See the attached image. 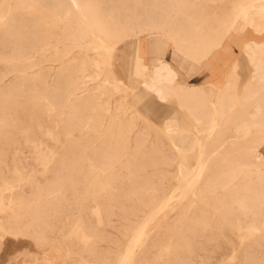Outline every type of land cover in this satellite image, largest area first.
Instances as JSON below:
<instances>
[{
    "label": "rangeland",
    "instance_id": "374dc122",
    "mask_svg": "<svg viewBox=\"0 0 264 264\" xmlns=\"http://www.w3.org/2000/svg\"><path fill=\"white\" fill-rule=\"evenodd\" d=\"M49 1L0 0V10L8 9L0 17V95L5 82L15 76L22 78L0 112V264H52L50 260L53 264H99V254L105 256L106 264H115L134 229L144 224L148 207H153L155 199L167 198L163 208L144 224L143 249L135 248L136 259L147 251V259L140 264H157L158 249L164 250L168 242L167 255L162 258L166 261L176 249L174 264H264V205L257 203L264 199V173L249 171L236 176L228 186L216 190L217 196L226 195L220 202H212L209 196L201 198L198 192H186L185 185L171 178L174 161L183 157L192 170L196 160L206 162L214 154H205L203 145H193L186 154H180L170 143L163 131L164 120L172 117L178 119L181 128L192 129L175 99L163 102L150 93L142 102L134 98L140 81L148 80L143 66L151 69L157 63L146 53L149 39L163 37L178 50L175 40L179 36L170 37L167 30L157 33L140 29L138 13L152 9L165 12L178 26L185 21L176 15L174 3L184 8L188 23L202 27L206 45L211 44L202 56L195 55V59L209 57L205 62L208 78L205 69L189 76L187 64L179 66L171 61L170 50L163 58L178 70L177 80L196 84L194 93L202 89L200 96L204 91L220 96L228 82L230 96L226 101L235 105L232 90L240 93L251 67L241 61L237 71L229 75V63L243 57L246 42L255 49L253 61L263 54L264 0H79L77 9L71 6L69 14L62 10L70 6L68 0L56 6ZM78 9L93 21L92 32L83 36L75 33ZM104 37L108 41L100 39ZM42 69L51 73L59 70V77L68 80L88 75L84 86L96 87L95 102L100 104L108 98L107 110L92 109L94 120L106 123L79 131L67 127L68 108L59 111L55 104L45 101L46 90H36L41 83L35 72ZM3 71H8L5 78H1ZM129 117V138L122 140L114 123ZM194 134L202 138V134ZM225 134L234 137L225 143L230 154L217 150L223 155L220 167L237 166L236 156L241 151H264V141L253 140L252 126ZM114 151L119 155L115 157ZM73 152L82 156L70 155ZM106 160L118 161L109 164ZM149 160L155 161L160 171L152 165L137 170V162ZM147 175L149 183H141ZM53 183L67 204V220L62 224L53 219L47 226L32 218L47 215ZM141 203L146 205L145 211L131 216L130 208ZM189 205L188 212L180 217V211ZM248 226H252V235ZM170 228L174 233L171 238ZM54 235L58 239L49 240ZM176 241L185 244L177 248Z\"/></svg>",
    "mask_w": 264,
    "mask_h": 264
},
{
    "label": "bare ground",
    "instance_id": "6f19581e",
    "mask_svg": "<svg viewBox=\"0 0 264 264\" xmlns=\"http://www.w3.org/2000/svg\"><path fill=\"white\" fill-rule=\"evenodd\" d=\"M60 2L61 0H50L48 3L51 6H56L60 4ZM68 2L70 6L67 4L62 9L64 14H69L71 6L72 8L77 9L79 5V0H68ZM172 5L175 7L176 15L180 14L183 16L185 23H179V25L176 26L171 16L166 18L167 15L165 12H156L155 9H152L150 13H147L145 10L138 13L140 20L138 22V27L145 31H154L157 33L167 30L170 34V37H174L175 34H179L178 39L175 40V46L180 52H182L184 55L191 56L192 58H197L198 55L202 56L201 52H204L206 48L211 46V44L206 45L208 41H206V39L204 40L203 36L205 33L202 31V27L196 25L193 22L188 23L185 19L187 14L185 13L184 8L181 6H176L174 3H172ZM7 11L8 9L5 7L1 9L0 17H3ZM15 13L16 12L12 10L11 15L14 16ZM75 18L77 20V26L75 29L76 34L83 36L87 32H92L93 21L90 18L83 16V14L79 12V9L77 10ZM192 19L195 20L196 17H192ZM97 29L99 32H102L101 28ZM100 39H102L103 42L108 41L105 37ZM25 41L27 42V40ZM186 45H188V47L194 51H189ZM242 53L244 54L243 57L242 55L241 58H238L237 56L229 63V75H233L235 73V69L237 71V67L241 61H244L251 67L250 77L241 87L240 93L232 90L231 98L235 100V105L226 101L227 96H230L227 93V89L229 88L228 82L225 86L226 91L220 96L217 95L216 97L215 94L206 91L203 92L204 96H200V91H202V89L199 90L198 93H194L197 88L196 84L177 80V71L172 66L170 61L164 58H156L155 61H157V63H155L151 69L143 66V72L147 75L148 80L142 79L140 81V88L134 95V98L141 102L142 99L148 96L149 93L151 96L163 102H171L172 99L176 100L175 103L177 104V107L180 109V111H182V114L189 119L192 129L181 128L178 125V119L172 117L164 120L163 131L167 134L170 143L178 149L180 154H186L189 150H191L193 145L199 148H201L203 145L204 153L214 154V157L212 160H208L206 162L202 160H196L195 167H193L192 170L189 169L188 160H185L183 157H181L180 160L174 161V173L171 178L178 183L185 185L184 188L186 192H198L201 198H207V196H209L213 198L212 202H220L221 200H225L226 195L224 197H220L219 195L217 196L216 190L218 188H223L225 185L228 186V184H230L231 181L236 178V176L239 175L241 177V175H244V172L247 173L249 171H253L255 173H264V151H261L257 148H253L249 151H241L236 156L237 166L228 164L226 166L220 167L219 165V163L223 161V155L221 152H217V150H219L218 148H220V150L222 149V151L226 154H230V146H226L225 143L226 141H231L234 137V135L225 134L226 132H230L232 130L234 132H238L242 128L252 126L255 131V135L253 136L254 142L258 143L259 141H264V52L260 58L257 57L253 61L255 49L246 42L242 46ZM55 71L56 72L52 71L54 73H51L50 71H45V69H42L39 73L35 72L41 83V88L36 85V90L39 91V93H45L46 90V94H44L45 101L47 104H55L59 111H61L63 108H68L69 118L67 119L66 126H71L73 127L72 129L79 131L83 128H86L85 126L93 127L106 123L104 120H98V122L95 121L93 118L94 114L92 109L96 106L98 108L107 110L108 107L106 104L108 103V98L103 100L100 104L95 102L96 97L93 91L96 89V87L93 88L91 86H84V78H89L88 75H82L79 80H68L66 78L59 77V73L61 71ZM7 73L8 71H3L1 78H5ZM135 73L137 74V72ZM47 77L49 80L45 81ZM19 80H22V78L20 79L19 77L15 76L12 80L10 79L8 82L3 84L0 95L1 113L5 107L4 103L7 100L8 95L11 94L12 90L17 88ZM104 81L105 83L108 82V80ZM97 89L99 90L100 88ZM208 97L212 98L213 102H211ZM142 104L144 105V103ZM214 105L217 106L216 109H214ZM172 113L173 112H171L170 116ZM173 114H175V111ZM131 123V117L125 120L116 121L114 123V127H116V133L121 135L122 140H127L129 138L128 135ZM194 132L202 134V138H197ZM206 141H208V144L205 143ZM85 147L86 145L81 148L84 149ZM70 155L82 156V153L76 154L73 152ZM114 155L116 157V155L119 154L114 151ZM116 161L118 160H106V162L109 164H113ZM148 165L156 167L155 171H160V168H157L156 162L153 160H149L145 163L139 161L137 162L136 167L137 170H142ZM188 175L190 176L188 177ZM149 179H151L150 175L144 176L142 177L141 183L148 184ZM49 190L53 203L51 202V205L47 211V215L37 216L32 218V220L45 222V225L47 223V226H49V221L58 219L60 223L64 224V222L67 220V215L65 214L67 204L66 202H63L64 200L63 197H61V189L53 183ZM147 200H150V196L147 197ZM167 200L168 198L165 200H154L155 204L153 207L149 206L145 212L143 217L144 224L151 217L155 216L156 211L163 208L166 202H168ZM142 201L143 200H141V202ZM257 203L259 205H264V199L258 200ZM145 206L146 205L143 203H141L140 206H132L130 208V215H136L137 217L139 212L145 211ZM190 206L191 205H189L186 210L182 209L180 211V217H182L181 214H186V212H188ZM63 216L64 218H62ZM196 219L198 218L196 217ZM261 223L264 226V211L262 213ZM144 224L134 229L133 235L130 237L125 248L124 254L117 257L115 264H140L142 261L147 259L144 254L147 252L146 250L142 251L144 257L141 256L139 259H136L135 254V248H141L144 244V239L142 236ZM247 228L248 233L252 235V226H248ZM168 232L169 238L174 236L171 228L168 230ZM53 238L56 240L58 239V237L54 235L49 240ZM58 241H61V239ZM51 243L53 244V242ZM183 244L185 243L176 241L175 245H177V248H182ZM168 245L169 242L167 245H165V248H163L164 250H162V247L158 249L157 264H174L176 249L174 252H172V255H169L166 261L162 258L163 255H167ZM97 257L99 264H106L108 262H105L107 259L104 260L105 256L102 254L97 255ZM49 263L53 264L52 260H50ZM63 263L64 262H62V264Z\"/></svg>",
    "mask_w": 264,
    "mask_h": 264
},
{
    "label": "crops",
    "instance_id": "0c3cea01",
    "mask_svg": "<svg viewBox=\"0 0 264 264\" xmlns=\"http://www.w3.org/2000/svg\"><path fill=\"white\" fill-rule=\"evenodd\" d=\"M220 49H221V47H220ZM167 50L171 51V61H173L175 64H177L179 66L183 65V64L188 65V70H186V73L189 76H192V75L198 73L200 70L205 69L206 73H207V78H208L209 68L206 66L205 62L210 60L209 57L204 56L201 59H195V58L187 57L184 54H182L181 52H179L178 50H176L175 47L173 46V43H171L169 40H167L163 37H154V38L151 37L149 39V43L146 44V53H147V55L150 54L149 60H152V62H154V60H156V58H158V57L163 58V56ZM168 61H170V60H168Z\"/></svg>",
    "mask_w": 264,
    "mask_h": 264
}]
</instances>
